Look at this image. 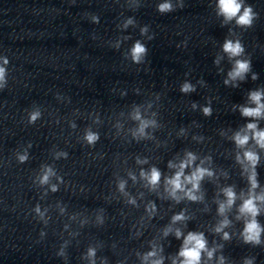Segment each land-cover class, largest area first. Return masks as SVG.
I'll return each instance as SVG.
<instances>
[{
	"label": "clouds",
	"instance_id": "1",
	"mask_svg": "<svg viewBox=\"0 0 264 264\" xmlns=\"http://www.w3.org/2000/svg\"><path fill=\"white\" fill-rule=\"evenodd\" d=\"M219 9L220 14H222L226 20H232L233 18H236V22L238 25L241 26H251L252 21L254 19L255 13L253 12L251 7H243L241 0H219ZM243 7V12L241 13V9ZM172 9V6L170 3H163L159 5V11L166 12L170 11ZM224 51L229 54L230 57L239 56L243 53V47L240 44L239 41H236L233 43L232 41H226L224 44ZM146 53V48L140 43L137 42L133 49H132V58L135 62H140L142 56ZM4 63H7V60L4 61ZM250 69L249 62L247 61H241L237 60L235 63L234 69L229 72V78L231 80H236L237 78L243 79L244 74L247 73ZM5 75V69L3 67H0V81L4 80ZM255 79V76L253 77ZM225 83L227 84L228 81L226 80ZM192 86L190 84L185 83L182 87V91L188 92L191 91ZM262 94L259 91L252 92L250 94V99L257 105L255 108H242L241 112L244 116H250V117H260L262 113H264V104H261L260 101L262 99ZM205 114H208L210 112V109L205 108L204 109ZM39 116V113H33L31 116V120L35 121L36 118ZM247 128L249 130H253L255 134V139L257 143L264 147V131H255L256 125L255 124H248ZM141 132H143V125L141 127ZM97 139V136L95 134L89 133L87 136V140L92 143ZM249 137L247 135L241 136L239 133L236 134L235 140L238 145H244L247 143ZM246 158L254 165L256 163L257 157L253 153H246ZM26 159L25 156H21L20 160L23 162ZM194 159V157L189 154V161ZM185 164H181L180 168L181 171L176 174V176L169 180L168 183L172 185V195L175 197L176 191L182 189V183H181V176L183 175V168L185 167ZM205 169L198 168L191 177L185 178L189 183L192 184L193 188H198V182L203 178V176L206 174ZM48 174H51V170H48ZM48 174H46L42 178V183L47 182L48 180ZM208 175H211V173H207ZM150 183L152 185H155L158 183L160 179V173L155 168L152 169L150 177H148ZM252 180V186L253 188L256 187L255 178L254 176L250 178ZM123 185H121V188ZM188 197L192 200L198 199L197 196L193 195L191 191L187 193ZM225 195L227 196V205L231 206L235 199V194L233 191L229 189H225ZM255 200H264V196L255 197V198H249L244 202L242 205L240 211L242 214H249L253 219L248 222L245 226L244 230V239L245 242H252L259 244L260 243V233L262 229L258 225V223L255 221V216L258 214L259 209L256 206ZM39 211V209H37ZM220 213L223 214L225 211V205L221 204ZM184 219L183 215H178L173 217V221H178ZM228 224L227 220H224L221 225L216 229L217 232L221 231L223 227H225ZM167 235V232L165 233ZM176 236L179 238L181 236V232L179 230L176 231ZM225 238H227V234H225ZM206 248V241L203 237V234H197V233H189L187 237L184 240V246L182 250L180 251L179 255L183 257V261L181 264H199L200 257H201V251L205 250ZM93 254L90 251V255ZM149 256L155 255V253H149ZM208 256H212V252H208ZM154 264H162L161 261L157 260L154 262ZM175 264V262H174ZM250 264V262H249Z\"/></svg>",
	"mask_w": 264,
	"mask_h": 264
}]
</instances>
